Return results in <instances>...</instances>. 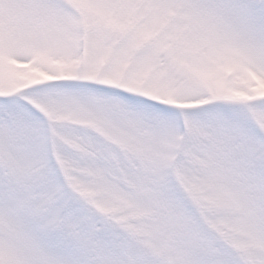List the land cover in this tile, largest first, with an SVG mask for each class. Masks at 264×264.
<instances>
[{"label": "snow or ice", "instance_id": "obj_1", "mask_svg": "<svg viewBox=\"0 0 264 264\" xmlns=\"http://www.w3.org/2000/svg\"><path fill=\"white\" fill-rule=\"evenodd\" d=\"M0 264H264V0H0Z\"/></svg>", "mask_w": 264, "mask_h": 264}]
</instances>
